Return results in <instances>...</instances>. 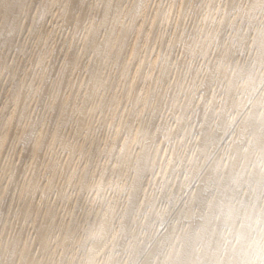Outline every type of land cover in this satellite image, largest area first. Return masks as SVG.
<instances>
[{"label":"bare ground","instance_id":"6f19581e","mask_svg":"<svg viewBox=\"0 0 264 264\" xmlns=\"http://www.w3.org/2000/svg\"><path fill=\"white\" fill-rule=\"evenodd\" d=\"M0 233V264H264V0H0Z\"/></svg>","mask_w":264,"mask_h":264},{"label":"rangeland","instance_id":"374dc122","mask_svg":"<svg viewBox=\"0 0 264 264\" xmlns=\"http://www.w3.org/2000/svg\"><path fill=\"white\" fill-rule=\"evenodd\" d=\"M66 28H67V29L69 28V31H68ZM7 29H8V27H6L5 30H7ZM70 29H71L70 27H65V28H64V32H63V39H64V40H65V38L67 39V37L69 36V33L71 32ZM58 30H59V29H58ZM60 32H62V29L60 30ZM60 32H59L58 36H61ZM65 33H67L68 35L65 34ZM20 35H21V33L18 34V37H17L16 42H18V38H19ZM64 35H65V36H64ZM58 39H60V37H59ZM58 41L60 42V40H58ZM59 42H57V44H58ZM62 43H63V40H62V42H60V44H61L60 49L62 48ZM55 46H56V45H55ZM14 51H15V50H14ZM34 51H35V53L33 52L32 57H33L35 54L38 53V50L35 49ZM60 53H61V52L58 51L57 55H54V56H53V54H52V56H49V58H47L46 61H48V62H47V63L45 62V65H44L45 70H46V68H47V69L50 68V69L53 71L52 65L55 64L56 61H57V60L55 59V57H56V58L59 57L58 55H59ZM13 54H14V53H12V54L10 55V58H11V56H12ZM17 54H18V53H15V54H14V57L16 56V58H17V56L19 57V56L21 55V54H18V55H17ZM14 57L12 56V58H11L10 60H11V61L13 60L14 62L16 61L15 63H17V64H19V63L21 62L20 65L23 64L24 62H26V63H24V64H29L28 69L31 67V66H30V63H28L29 60L26 61V59H25L24 57H22V55H21V57L19 58L20 60L14 58ZM52 57H53V58H52ZM13 58H14L15 60H14ZM21 58H24V59L21 60ZM51 58H52V61H50ZM54 59H55V60H54ZM57 59H58V58H57ZM23 60H24V61H23ZM53 60L55 61V63H52V62H54ZM18 62H19V63H18ZM24 64H23V65H24ZM33 68H35V69H34V71H35V70H36V66L33 67ZM31 69H32V68H31ZM32 70H33V69H32ZM48 70H49V69H48ZM48 70H46V74H47L48 76L45 74V76H44L45 78H43L44 81L42 80L43 83H40V84H39V88L37 89V91H38L37 93H38V94L36 95V97H37V96H40L39 93H40L41 91H39V90H42V91L44 90V94H46V93H47V88H48V89H50V88H51V89H54V88H53V85H54V82H55V79H56V78H55L56 75H54V74H55L54 72L52 73V72H50L51 70H49L50 75H51V76H50V75L48 74V73H49ZM32 74H33V72H32ZM32 76H33V75H32ZM53 76H54V77H53ZM51 79H52V80H51ZM53 80H54V82H52ZM49 82H50V83H49ZM51 82H52V83H51ZM52 84H53V85H52ZM49 85H50V86H49ZM51 85H52V86H51ZM40 86H41V87H40ZM43 86H45L46 88L43 87ZM47 86H48V87H47ZM41 88H42V89H41ZM43 88H44V89H43ZM48 91H50V90H48ZM50 92H52V90H51ZM48 93H49V92H48ZM41 94L43 95V97H42V95H41L40 97H41L43 100H41L40 97H39V98H36V101L39 102V101H38V99H39L41 105L44 106V102L48 100V97H45L47 94H46L45 96H44V94H43L42 92H41ZM36 101H35V103L33 104V106H34L33 109L31 110V111H33L34 113H33V114H32V112L30 113L31 116L29 117L30 119L27 120V122H29V123H27V124H31V123H33L34 121H36V119H37L38 117L40 118V117L43 115L44 110H42V109H44V107H42V106L40 105V103H36ZM45 103H46V102H45ZM36 104H38V105H36ZM40 106H41V107H40ZM39 109H40L41 111H40ZM35 112H36V113H35ZM39 112H40L41 114H40ZM103 112H104V113H103ZM103 114H104V115H103ZM106 114H107V113L105 112V110H102V112L98 113L97 115H100L101 117H102V115H103V117H106V116H107ZM97 117H98V118H101V117H99V116H97ZM31 118H32V119H31ZM70 125H71V124H70ZM64 129H65V127H64ZM123 129H124V127L121 129V131H122ZM63 131H64V130H63ZM69 131H70V129H68L67 136L69 135ZM95 132H97V130H95ZM71 139H72V137L70 138V140H71ZM25 141H26V140L23 141V139H22V141H21V139H20V141L17 140V142H19V143H18V145H16V146H19V152L21 153V155H22V152H21V151L24 152V149H23L24 146H23V145H26V143H27V141H26V142H25ZM17 142H16V144H17ZM22 142H23L24 144H23ZM21 144H23V145L21 146ZM27 144H28V143H27ZM22 147H23V148H22ZM54 147H55V148H54V151H55L56 154H54V152H53V154L56 155V157H57L59 160H64L63 162H65V161L67 160V157H66L67 154H65L63 151L59 150L60 148L58 147V145H56V146H54ZM21 149H23V150H21ZM20 150H21V151H20ZM44 152H45V151L43 150L42 153L44 154ZM63 153H64V155H63ZM23 154H24V153H23ZM13 155H14V154H13ZM13 155H11V159H12V156H13ZM18 155H19L20 158L18 157ZM18 155H16L17 157L14 156L12 160H14L15 167H16V165H18V167H16V168L19 169V168L22 167L21 169L23 170V169H25V166L28 164L29 158H27V155H22V156H20V154H18ZM49 155H51V152H50ZM57 155H59L60 157H58ZM25 156H26V157H25ZM23 157H24V158H23ZM54 157H55V156H54ZM17 158H19L20 161H19V159H17ZM25 158H26V160H25ZM65 158H66V160H65ZM16 159H17L18 162H19V163L17 162L18 164L15 163V160H16ZM17 160H16V161H17ZM21 160H22V162H21ZM23 161H24L25 163H24ZM74 161H75V160H74ZM26 162H27V164H26ZM29 162H30V161H29ZM21 163H22V164H21ZM23 163L25 164V166L23 165ZM19 164H21V165L19 166ZM23 167H24V168H23ZM21 169H20V172H19V170L15 169V170H17L18 172L16 171V172H17V173H16V172L14 171V172L16 173V174H14V175H13V173H12V175L15 176V177H17V178H14V179H13V176H12V179H13V180H11V182H10V179H11V178H10V179L8 178V179H9V183H11V184H9V183H8V180L6 179L7 184L10 185V186L12 187V188H11V187L8 186V189L10 188V190H11V189L13 190V189L16 188V185H17L16 183L18 182V180H21L22 175H23V173H21V172H23L24 170L22 171ZM33 169H34V168H33ZM18 174H19V175H18ZM20 174H21V175H20ZM16 175H17V176H16ZM20 176H21V178H20ZM17 179H18V180H17ZM14 180H15L16 182H15ZM6 181H5V183H6ZM13 181H14V183H13ZM18 183H19V182H18ZM7 184H6V186H7ZM13 184H14V185H13ZM15 184H16V185H15ZM14 186H15V187H14ZM13 187H14V188H13ZM2 233H3V232H2ZM3 234H4V233H3ZM5 235H6V234H5ZM5 235H4V237H5ZM8 235H9V234L6 235L7 238H8ZM0 236L3 237V236L1 235V233H0ZM1 237H0V238H1ZM6 237H5V239H6ZM0 242H1V241H0Z\"/></svg>","mask_w":264,"mask_h":264}]
</instances>
